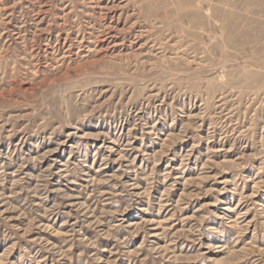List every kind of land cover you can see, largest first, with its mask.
Wrapping results in <instances>:
<instances>
[{"label":"rangeland","instance_id":"obj_1","mask_svg":"<svg viewBox=\"0 0 264 264\" xmlns=\"http://www.w3.org/2000/svg\"><path fill=\"white\" fill-rule=\"evenodd\" d=\"M0 264H264V0H0Z\"/></svg>","mask_w":264,"mask_h":264}]
</instances>
